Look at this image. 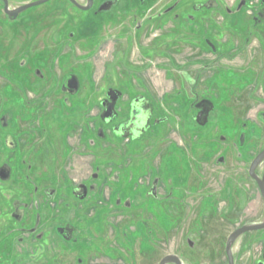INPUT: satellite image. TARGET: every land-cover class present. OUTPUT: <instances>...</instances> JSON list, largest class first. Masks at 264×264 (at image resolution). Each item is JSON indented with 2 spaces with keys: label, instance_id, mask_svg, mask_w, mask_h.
I'll return each instance as SVG.
<instances>
[{
  "label": "flooded vegetation",
  "instance_id": "obj_1",
  "mask_svg": "<svg viewBox=\"0 0 264 264\" xmlns=\"http://www.w3.org/2000/svg\"><path fill=\"white\" fill-rule=\"evenodd\" d=\"M174 238L154 264H264V0H0V264Z\"/></svg>",
  "mask_w": 264,
  "mask_h": 264
},
{
  "label": "rangeland",
  "instance_id": "obj_2",
  "mask_svg": "<svg viewBox=\"0 0 264 264\" xmlns=\"http://www.w3.org/2000/svg\"><path fill=\"white\" fill-rule=\"evenodd\" d=\"M42 26H43V24H42L41 20L37 19L36 25L32 31V35H31L32 36V39H31L32 43L38 42L37 37L35 40V35H38L39 30ZM134 68L140 69V67H134ZM93 74L95 76V79L99 78V76L102 74V67H94ZM112 76H115V72L112 74ZM187 228L188 227H186V226L181 228V235H183V236L187 235V232H188ZM196 228L197 229L195 231V234H192V237L194 239H196V242L198 244L197 248L200 250H203V251L206 250L210 246L209 243L211 240H212L211 243H213L217 239H218L217 241H220L219 239L223 238V236L226 235L231 229V227L227 228L221 224L220 214L218 215V217L211 220V224L210 223L208 224V221L207 220L205 221V219H203L201 224L198 225ZM183 236H182V238H183ZM210 236H212V238H210ZM180 244H182V239L181 238H174L168 242H165L163 244V247H161V248L159 245H158L159 247L155 246L154 250H155L157 255H156V257H153L150 253L148 264H154L157 262V260L160 259L161 256H163L167 253L174 252L175 248L180 246ZM176 252H177V250H176ZM179 252H180V250L178 251V253ZM198 255H200V253ZM187 259L188 258L185 259V257H183L185 264H187L186 263ZM197 262H198V264H223L222 255H220V254H213L211 257H205L204 255L198 256Z\"/></svg>",
  "mask_w": 264,
  "mask_h": 264
},
{
  "label": "water",
  "instance_id": "obj_3",
  "mask_svg": "<svg viewBox=\"0 0 264 264\" xmlns=\"http://www.w3.org/2000/svg\"><path fill=\"white\" fill-rule=\"evenodd\" d=\"M238 234H239V232L234 233V234L230 237L229 242L232 241L234 238H236V236H237ZM172 259H173V261H175L174 258H172ZM166 261H167V260H163V261L161 262V264H164ZM177 262H178V261H177Z\"/></svg>",
  "mask_w": 264,
  "mask_h": 264
}]
</instances>
